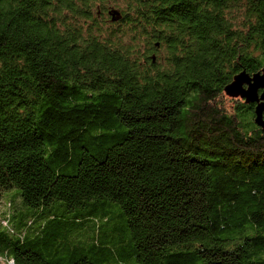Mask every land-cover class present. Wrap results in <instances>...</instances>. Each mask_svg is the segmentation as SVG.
Wrapping results in <instances>:
<instances>
[{
  "label": "trees",
  "instance_id": "1",
  "mask_svg": "<svg viewBox=\"0 0 264 264\" xmlns=\"http://www.w3.org/2000/svg\"><path fill=\"white\" fill-rule=\"evenodd\" d=\"M263 68L264 0H0V260L264 264Z\"/></svg>",
  "mask_w": 264,
  "mask_h": 264
},
{
  "label": "water",
  "instance_id": "2",
  "mask_svg": "<svg viewBox=\"0 0 264 264\" xmlns=\"http://www.w3.org/2000/svg\"><path fill=\"white\" fill-rule=\"evenodd\" d=\"M110 21L116 22L120 20L121 14L112 8L109 11ZM159 47L157 43L154 44ZM152 61L155 56L152 55ZM224 91L229 98L244 99L245 103L254 105V122L264 133V68L253 74H248L245 70L234 75L228 85L224 87Z\"/></svg>",
  "mask_w": 264,
  "mask_h": 264
},
{
  "label": "rangeland",
  "instance_id": "3",
  "mask_svg": "<svg viewBox=\"0 0 264 264\" xmlns=\"http://www.w3.org/2000/svg\"><path fill=\"white\" fill-rule=\"evenodd\" d=\"M226 104L229 105V104H231V102L228 101ZM14 191H15V190H14ZM14 191H12V192H14ZM6 200H7V196H4L2 202H3V201H6ZM3 206H4V204H3V205L1 204L0 209L3 208ZM30 218H31V217H30ZM0 264H5V261L0 260ZM10 264H12L11 261H10Z\"/></svg>",
  "mask_w": 264,
  "mask_h": 264
}]
</instances>
